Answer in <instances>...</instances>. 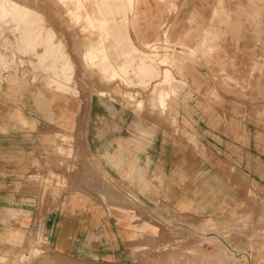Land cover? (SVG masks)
Segmentation results:
<instances>
[{
    "label": "rangeland",
    "instance_id": "374dc122",
    "mask_svg": "<svg viewBox=\"0 0 264 264\" xmlns=\"http://www.w3.org/2000/svg\"><path fill=\"white\" fill-rule=\"evenodd\" d=\"M8 2L0 15V98L24 105L34 128L20 126L15 111L0 125V264H79L51 251L39 219L30 220V204L57 197L59 187L68 203L76 195L126 219L119 223L126 264H264V0H134L132 9L126 0ZM236 23L255 41L242 52L232 44ZM130 42L157 59L171 52L176 62L140 68L135 54L126 55ZM101 68L116 77L109 81ZM8 78L13 88L2 97ZM155 84L170 94L164 108L150 107ZM93 107L100 134L126 119L121 174L104 172L118 158L89 151ZM166 136L176 167L169 191L154 173L156 141ZM250 154L254 181L240 172Z\"/></svg>",
    "mask_w": 264,
    "mask_h": 264
},
{
    "label": "crops",
    "instance_id": "0c3cea01",
    "mask_svg": "<svg viewBox=\"0 0 264 264\" xmlns=\"http://www.w3.org/2000/svg\"><path fill=\"white\" fill-rule=\"evenodd\" d=\"M218 13H223L221 6L219 7ZM214 28L218 30L222 29L223 27L216 25ZM229 28L234 32L236 31L235 33L233 32L235 37L233 38L234 41L232 44L238 45L240 47V52H242L243 46L247 47L254 45V37L249 35L247 32L248 29L243 24H231ZM25 44L29 43L25 42ZM128 46H132L134 49H136V51L140 52H137L138 54H136V56L141 62L139 67L142 68V59L139 56L145 53L137 50V48L131 42L128 44ZM241 72L243 73V71ZM3 80H5V78H3L2 81ZM11 83H14L13 78L6 79V86ZM11 90V88H8L7 91L5 88H1V96H6L9 92H11ZM39 95L41 96V94ZM52 103L56 104V102L53 100ZM57 105L59 104L57 103ZM93 105L99 104L94 103ZM24 108V105H12L8 100L0 98V125L5 123L11 124L10 114L13 111H15L18 116L21 115L22 117H25ZM60 109L61 108L58 106L55 107V114H57V110ZM69 109L74 111L76 108L71 105ZM96 110L97 109L95 107L92 108L87 124V144L89 151L93 156L98 158H118L119 165L112 168H107L104 166V172L108 175L121 174L123 172L121 159H125L126 156V119H119L117 123H110V127L112 125L117 126V130H114L113 133L112 131L108 130L109 133L100 134L98 130L95 129L96 120L100 117V114L97 113ZM114 120L115 119L112 121ZM26 121L29 124L30 129H33L34 123L29 122L27 119ZM34 121L37 123V119ZM242 125L244 126L245 124L242 123ZM252 125L253 124L250 123V126ZM246 126L247 128L245 136L247 137V149L250 151L251 146L254 147V144L252 143L253 130L248 128L249 124H246ZM167 138L169 139V137L166 136V141H164V137H161L159 142L158 139L156 141L159 155L157 162L158 164L156 165L154 173H156V175H163V179L160 177V179L164 182V186H162L161 189H166L169 191L175 188L174 175L176 167L174 162L173 147L169 145ZM235 143L238 144L237 142ZM169 147L171 149H169ZM258 148H261V146H258ZM251 157L254 158L251 154L250 156H247V159H250V163L248 162L250 168H242L240 172L253 180L252 177L253 175H256L255 173H257V171L255 169V161ZM202 165H200L201 167L199 166L200 168L198 172H195L196 175L198 174V177H194L198 179H193L195 180V184L196 182L199 183L201 180L200 174L203 172ZM259 166H264V164L261 163V159L258 156V167ZM188 173L191 174V172ZM192 173H194V171ZM230 174L233 173L230 172ZM188 180V184L191 185L190 176L188 177ZM221 180L224 183L226 182L223 178H221ZM234 182L235 181H231V183ZM58 189L59 194L57 197L51 195L45 197L42 202L38 201L36 203L34 202L30 204L31 206H34L30 214L33 217H31L30 220L39 219V222L43 226V230L46 233V239L51 251L65 256L79 264H126V257L129 252L126 246V234L125 231L121 230L119 225L121 222L125 223L126 219H121L122 215L120 214H115L113 216L107 208H101L98 205L90 202L89 199L84 200L83 197L80 198L76 195H73L71 197V202L68 203L66 191L62 187H59ZM148 203L151 205H161L163 204V201L152 200L148 201ZM168 204H171V201H166V205ZM183 205H189V203L187 202Z\"/></svg>",
    "mask_w": 264,
    "mask_h": 264
},
{
    "label": "bare ground",
    "instance_id": "6f19581e",
    "mask_svg": "<svg viewBox=\"0 0 264 264\" xmlns=\"http://www.w3.org/2000/svg\"><path fill=\"white\" fill-rule=\"evenodd\" d=\"M114 1H116V0H114ZM133 2H134V0H126V3H127V5H128V8L129 9H132L133 8ZM8 0H0V15L1 16H4V15H6L7 14V12L9 11V9H8V7H7V5H8ZM175 11V10H174ZM167 31V30H166ZM167 38V37H166ZM166 41V40H165ZM169 41V40H168ZM161 43H162V40H161ZM170 43V42H169ZM156 45V44H155ZM155 45H152L151 47H155ZM167 45V44H166ZM168 46V45H167ZM171 46V45H170ZM160 48V47H159ZM158 48V49H159ZM154 49V48H153ZM156 49H157V47H156ZM168 50H170L169 48H167ZM162 50V49H161ZM90 51V54L88 53V58L90 59V60H92V61H94V54H95V52H94V49H92V50H89ZM158 53V52H157ZM161 53V52H160ZM165 53V52H164ZM166 53H169V52H166ZM185 53V52H184ZM126 54L127 55H130V54H138L137 53V51H136V49H134L132 46H130V47H128V50H127V52H126ZM162 54V53H161ZM170 54H171V52H170ZM170 54L168 55V54H165L162 58H160V59H157V56L156 55H148V54H141V56H139V57H141V59H142V61H145V62H150L151 64H169V63H175L176 62V58L175 57H173V56H170ZM85 59H87V55H85ZM157 60H159V63H156L157 62ZM102 70H103V72H104V75H105V77L109 80V81H111L112 79H114V77H116V74L110 69V70H106V69H104V68H101ZM162 75H163V83H166L167 81H169V78H170V72H169V70H167V69H165L163 72H162ZM13 84L14 83H11V84H9L8 86H6L5 87V90L7 91V89L8 88H13ZM157 86H159V84H155L154 86H153V94H152V96H151V99H150V101H151V105H150V107L151 108H154V106L155 105H153V104H156V105H159L160 107H162V108H164L165 106H167L166 105V103H167V101L170 99V94H169V92L167 91V90H164V89H161V88H157ZM150 88V87H149ZM157 88V89H156ZM16 89V88H15ZM104 90V89H103ZM150 90V89H149ZM105 95V93L104 92H100L99 93V96H101V97H103ZM128 97V99H133V96L132 95H128L127 96ZM144 98H146V97H144ZM146 100V99H145ZM141 103L142 102H138L137 103V105H136V107H137V109H139L140 110V108H142V105H141ZM160 113V112H159ZM53 115H55L54 113H52ZM162 114V113H161ZM13 116V115H12ZM160 117V116H159ZM54 118V117H53ZM161 119V118H160ZM158 120V119H157ZM18 121V120H17ZM19 125L20 126H22V127H24V128H30V126H29V124L27 123V121H26V119H24V117H21V115H20V117H19Z\"/></svg>",
    "mask_w": 264,
    "mask_h": 264
}]
</instances>
